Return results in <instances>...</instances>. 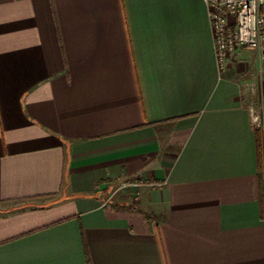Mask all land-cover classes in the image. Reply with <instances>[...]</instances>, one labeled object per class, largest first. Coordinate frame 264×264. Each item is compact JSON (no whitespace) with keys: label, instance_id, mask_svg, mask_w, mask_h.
Listing matches in <instances>:
<instances>
[{"label":"crops","instance_id":"0c3cea01","mask_svg":"<svg viewBox=\"0 0 264 264\" xmlns=\"http://www.w3.org/2000/svg\"><path fill=\"white\" fill-rule=\"evenodd\" d=\"M207 8L0 0V264H264V61Z\"/></svg>","mask_w":264,"mask_h":264},{"label":"built area","instance_id":"2783aa9c","mask_svg":"<svg viewBox=\"0 0 264 264\" xmlns=\"http://www.w3.org/2000/svg\"><path fill=\"white\" fill-rule=\"evenodd\" d=\"M204 2L209 10L215 52L221 67L240 47L256 50L264 61V0ZM250 110L254 127L264 129L261 110L254 103L250 104ZM134 186H139V183L124 182L118 190Z\"/></svg>","mask_w":264,"mask_h":264},{"label":"trees","instance_id":"16d2710c","mask_svg":"<svg viewBox=\"0 0 264 264\" xmlns=\"http://www.w3.org/2000/svg\"><path fill=\"white\" fill-rule=\"evenodd\" d=\"M256 142H257V150H258V170H259V202L261 213L264 215V180L262 174V165H263V157H264V131L261 128H256Z\"/></svg>","mask_w":264,"mask_h":264},{"label":"rangeland","instance_id":"374dc122","mask_svg":"<svg viewBox=\"0 0 264 264\" xmlns=\"http://www.w3.org/2000/svg\"><path fill=\"white\" fill-rule=\"evenodd\" d=\"M255 106L258 107V109H260V104L259 103H256ZM263 171H264V157H263V165H262V174H263ZM264 187V186H263Z\"/></svg>","mask_w":264,"mask_h":264}]
</instances>
